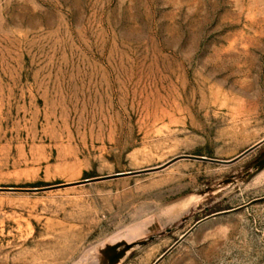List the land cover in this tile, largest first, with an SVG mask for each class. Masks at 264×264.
Listing matches in <instances>:
<instances>
[{
  "label": "rangeland",
  "instance_id": "374dc122",
  "mask_svg": "<svg viewBox=\"0 0 264 264\" xmlns=\"http://www.w3.org/2000/svg\"><path fill=\"white\" fill-rule=\"evenodd\" d=\"M263 138L264 0H0V264H264Z\"/></svg>",
  "mask_w": 264,
  "mask_h": 264
},
{
  "label": "water",
  "instance_id": "95a60500",
  "mask_svg": "<svg viewBox=\"0 0 264 264\" xmlns=\"http://www.w3.org/2000/svg\"><path fill=\"white\" fill-rule=\"evenodd\" d=\"M263 144H264V138L261 139L260 141H258L256 144H254V145L250 146L249 148L245 149L243 152H241L240 154H238L234 158H231V159H228V160L211 158V157L200 156V155L185 154V155L177 156L174 159L170 160L169 164L174 162V161H176V160H179V159L209 161V162H214V163H218V164H233V163L237 162L238 160H240L241 158H243L244 156H246L247 154H249L250 152L254 151L255 149H257L259 147H261ZM257 167H258L259 170H262L264 168V158H262L257 163ZM154 169H157V168H147V169L135 170V171L118 172L116 174L103 176V177L86 178L83 181L77 182V183L87 184V183L101 181V180H106V179H113V178H118V177L137 175V174L147 173L150 170H154ZM59 186H62V185L47 186V187H41V188H39V187H35V188L0 187V190H3V191H9V190L45 191L47 189L56 188V187H59ZM258 200H264V197L255 199V200H253V202L258 201ZM253 202H251V203H253ZM241 208L242 207L214 212V213H212V214H210V215L198 220L186 233H184L177 241H175V243H173L169 248H167L153 262V264H160L185 238H187L203 222H205V221H207V220H209V219H211L213 217L219 216V215H223V214H226V213H229V212L237 211V210H239Z\"/></svg>",
  "mask_w": 264,
  "mask_h": 264
},
{
  "label": "crops",
  "instance_id": "0c3cea01",
  "mask_svg": "<svg viewBox=\"0 0 264 264\" xmlns=\"http://www.w3.org/2000/svg\"><path fill=\"white\" fill-rule=\"evenodd\" d=\"M131 262H132V263H130V264H134L133 261H131ZM128 264H129V263H128Z\"/></svg>",
  "mask_w": 264,
  "mask_h": 264
},
{
  "label": "trees",
  "instance_id": "16d2710c",
  "mask_svg": "<svg viewBox=\"0 0 264 264\" xmlns=\"http://www.w3.org/2000/svg\"><path fill=\"white\" fill-rule=\"evenodd\" d=\"M263 158H264V155H263Z\"/></svg>",
  "mask_w": 264,
  "mask_h": 264
}]
</instances>
